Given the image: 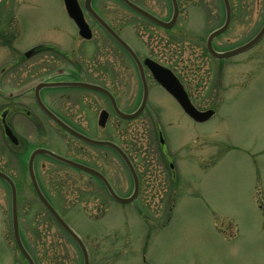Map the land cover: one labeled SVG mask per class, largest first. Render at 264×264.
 I'll use <instances>...</instances> for the list:
<instances>
[{
	"label": "rangeland",
	"instance_id": "rangeland-1",
	"mask_svg": "<svg viewBox=\"0 0 264 264\" xmlns=\"http://www.w3.org/2000/svg\"><path fill=\"white\" fill-rule=\"evenodd\" d=\"M231 3L235 16L221 43L232 49L248 42L262 27L264 0ZM6 4V38L13 36L19 25L23 38L0 46V63L37 43L51 41L66 50L60 35L75 31V27L66 17L62 0H6ZM217 8L213 0L212 9ZM217 21L215 17L212 25ZM196 34L205 35H190ZM191 49H184L182 55L196 58L198 51ZM205 59L204 68L209 65L213 72L208 80H202L204 85L198 82L197 102L215 113L204 122H194L195 146L191 147L189 132L182 133L186 140L176 131L171 133L173 140L179 139L174 146L188 140L190 145L179 151L186 159L174 208L115 201L103 187L66 165L53 164L49 174L48 170L47 174L35 173L48 199L83 241L88 264H264V34L253 46L225 61ZM48 130L50 136L41 142L65 156L66 135L57 127ZM120 130L124 137H132L127 146L132 142L134 149L144 151L146 131L134 129L133 134L125 135L126 128ZM112 133L101 128L96 136L107 138L114 136ZM66 141L73 155L80 157L77 152L82 143L67 137ZM10 150L6 146V159H10ZM14 161L10 162L17 170L11 171L3 163L0 166L15 178L20 234L28 252L35 254L37 264H83L78 247L35 197L27 169L21 170L20 165L18 169ZM137 162L140 203L146 200L145 186L157 190V176L152 167H145L144 160ZM102 170L118 195L131 193L132 180L121 163H116V172L104 164ZM10 219V191L0 180V264H27L14 245ZM50 250H55L54 256L48 254Z\"/></svg>",
	"mask_w": 264,
	"mask_h": 264
},
{
	"label": "flooded vegetation",
	"instance_id": "flooded-vegetation-1",
	"mask_svg": "<svg viewBox=\"0 0 264 264\" xmlns=\"http://www.w3.org/2000/svg\"><path fill=\"white\" fill-rule=\"evenodd\" d=\"M128 1L140 7L153 19L132 10L122 0H77L91 33L89 38L80 34L78 26L65 12L67 19L75 27L74 33L63 32L60 35L62 40H65L63 44L66 50L51 41L37 43L17 50L15 56L0 63V164L11 168V171L17 170L10 162L14 159L18 169L20 165L21 170L26 168L28 172V162L34 150L51 151L45 139L50 136L48 129L57 127L67 138L82 143L77 153L83 159L76 158L72 153V147L67 145L66 137L63 138L67 152L63 158L95 170L106 178L109 175L102 170L103 164L107 169H115L116 172V163H121L132 180L131 193L121 197L126 198L133 194V178L117 151L108 145L88 143L63 130L48 116L41 107L39 103L41 102L47 110L75 132L94 141L115 144L125 153L139 183L137 193L129 203L148 207L154 204L153 207L171 209L176 203L175 196L178 193L176 188L182 162L186 159L179 151L190 147L187 144L189 140L191 143L193 141L191 147L195 146L197 136L191 132L195 127V121L184 111L181 103L159 78L161 76L164 82L169 81L170 85L181 88L189 103L197 110L210 109L202 107L197 102L196 90L198 82L199 86L204 85L206 81L202 80H208L207 76L213 72L209 65L204 68L203 65L207 64L205 56L219 62L228 59L214 57L207 48L208 36L223 26L226 12L222 0H216L218 8L215 10L212 9L213 0H175L176 13L173 0ZM6 5V0H0L1 47L7 42L9 45L15 43V40L21 42L23 38L20 25L13 36L6 38L3 31L6 28ZM91 11L108 24L113 31L112 35L98 23ZM233 12L235 10L231 11L228 27L212 39V48L218 53L231 49L224 45L225 42H221L222 36L231 28L235 16ZM215 17L218 21L213 26ZM191 32H203L205 35L191 36ZM117 39L124 41L127 47ZM228 42L229 38L226 39V44ZM239 45L241 44L236 46ZM189 48L198 51L196 54L195 50H190L195 52L194 55H198L196 58L182 55L183 50ZM79 83L82 86L75 85ZM83 85L105 88L111 97ZM101 102L103 106L95 117V111L101 107ZM102 111L107 112L104 126L99 124ZM137 111L139 114L134 118H125L118 113L128 115ZM6 128L11 131L13 139L6 135ZM91 128H96L98 132L101 128H109L111 133L113 130L114 136L101 138L96 136L98 132L92 131ZM121 128H126L125 135H130L128 132L133 134L134 129L147 132L146 139H143V152H140L141 149H134L132 142L128 145L131 149L127 146L128 140L132 137H124ZM186 130L188 131L185 132ZM175 131L183 140L186 139L182 133L189 132L192 135L187 142L176 147L173 143L175 140L179 142V139L173 140L171 136ZM123 142L127 147L122 144ZM6 146L11 148L8 152L11 160L6 159ZM146 154L147 159L143 158ZM137 160H144L145 167H152V172L157 176V190L147 189L145 186L142 192L147 194L146 200L140 203L138 198L141 182ZM53 164L61 163L44 153L36 154L32 162L34 172L40 170L44 174H47V170L49 174ZM65 167L80 172L87 181H94L100 188L103 187L102 182L94 175L68 164ZM0 171L15 180L2 169V166ZM108 181L114 190L116 186L110 179ZM54 253L55 250L48 252L50 256H54ZM29 254L37 264L35 254L33 252Z\"/></svg>",
	"mask_w": 264,
	"mask_h": 264
},
{
	"label": "water",
	"instance_id": "water-1",
	"mask_svg": "<svg viewBox=\"0 0 264 264\" xmlns=\"http://www.w3.org/2000/svg\"><path fill=\"white\" fill-rule=\"evenodd\" d=\"M129 8H131L132 10L152 18L150 15H148L146 12H144L140 7L132 4L131 2H129L128 0H122ZM223 4H224V8H225V12H226V19L225 22L223 24L222 27H220L219 29H216L215 31H213L207 38V48L208 51L217 58H223V57H228V56H232L235 55L237 53H240L241 51H244L248 48H250L251 46H253L258 40H260V38L263 36L264 34V24L262 25L261 29L259 30V32L251 39L249 40L247 43L236 47L234 49H231L229 51L223 52V53H218L216 51H214V49L212 48V39L222 33L229 25L230 23V18H231V8H230V4H229V0H222ZM174 4H175V13L177 11V7H176V2L175 0H173ZM64 3V7L65 10L67 12V15L75 22V24L78 26L79 28V32L80 34L85 37V38H89L91 36L90 30L88 28V25L85 23L82 13L80 11V8L77 4L76 0H63ZM92 12V11H91ZM94 18L98 21V23L100 25H102L109 33H111V35L113 34V31L111 30V28L101 19L99 18L94 12H92ZM153 19V18H152ZM155 20V19H154ZM156 21V20H155ZM164 24V23H163ZM165 26L167 24H164ZM123 46L127 47V45L121 41L120 39H117ZM158 78V77H157ZM163 77L160 76L159 80L162 81L165 85V87L175 96V98L181 103L182 108L184 109V111L191 117L193 118L195 121L197 122H204L206 121L208 118H210L214 111L213 110H206V111H199L197 109H195L188 101L187 96L185 95L184 92H182L181 88L178 89L177 87H174L172 85L169 84V81L164 82L162 80ZM75 85H81L82 84H75ZM83 86H87V87H92L96 90H99L100 92L104 93L106 96H108L109 98L111 97L110 93L105 90L102 87L99 86H88V85H83ZM181 90V91H180ZM41 104V102H40ZM41 107L45 110V112L48 114L49 117H51L53 119V121H55L61 128H63L65 131L73 134L74 136H76L79 139H82L88 143L94 144V145H108L111 148H113L115 151H117V153L121 156V158L125 161L126 166L128 167L132 177H133V181H134V192L133 194L129 197V198H121L118 195L115 194V192L113 191V189L111 188L109 182L107 181V179L101 175L100 173H98L95 170H92L88 167H85L79 163L70 161L66 158H63L61 156H58L56 154H54L53 152H50L48 150H41V149H37L35 150L29 159L28 162V174L30 177V181L33 187V190L38 198V200L41 202V204L44 206V208L47 210V212L53 217V219L56 221V223L62 228V230L75 242V244L78 246L82 257H83V264H88V255H87V251L85 248V245L83 244L82 240L78 237V235L67 225V223L61 218V216L58 214V212L54 209V207L49 203V201L45 198V196L43 195V193L41 192L37 181L35 179V175L33 172V168H32V162H33V158L36 154L39 153H44L49 155L50 157H52L53 159H56L64 164H68L72 167H75L77 169L83 170L85 172H88L92 175H94L95 177H97L105 186L108 194L110 195V197L112 199H114L115 201L118 202H129L131 201L138 190V181H137V176L135 174V171L131 165V163L129 162L128 158L126 157L125 153L119 148L117 147L115 144H112L110 142L107 141H94L91 140L87 137L82 136L81 134L75 132L74 130H72L71 128H69L66 124H64L63 122H61L57 117H55L49 110H47L42 104ZM121 116L125 117V118H133L136 117L139 113V111L133 113V114H121L120 112H118ZM107 118V112L103 111L101 112L100 115V121L99 124L104 126L105 121ZM7 135L11 136V132L7 129ZM0 178H2L10 187V194H11V216H12V232H13V237H14V241L15 244L18 248V250L20 251V253L24 256V258L27 260L28 264H34L33 260L31 259V257L29 256V254L27 253L25 247L23 246L21 239H20V235H19V225H18V217H17V205H16V190H15V186L12 182V180L4 173L0 172Z\"/></svg>",
	"mask_w": 264,
	"mask_h": 264
}]
</instances>
